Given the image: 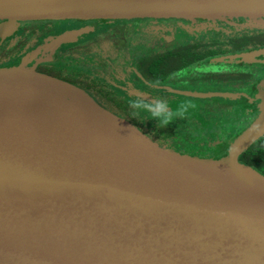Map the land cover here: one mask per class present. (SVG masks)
Here are the masks:
<instances>
[{
	"label": "water",
	"instance_id": "95a60500",
	"mask_svg": "<svg viewBox=\"0 0 264 264\" xmlns=\"http://www.w3.org/2000/svg\"><path fill=\"white\" fill-rule=\"evenodd\" d=\"M198 16L264 21V0H0V35L26 19ZM258 92L259 115L208 158L68 81L1 68L0 264H264V174L238 159L264 136Z\"/></svg>",
	"mask_w": 264,
	"mask_h": 264
},
{
	"label": "flooded vegetation",
	"instance_id": "af4514ba",
	"mask_svg": "<svg viewBox=\"0 0 264 264\" xmlns=\"http://www.w3.org/2000/svg\"><path fill=\"white\" fill-rule=\"evenodd\" d=\"M254 20L256 19L251 17L19 20L11 31L0 35V69H35L77 85L99 104L128 119L131 118L135 125H139L148 131L154 140L156 138L152 134H154L156 125L148 123L136 115L131 101L117 87L116 78L120 74L115 70H119L130 59L135 63L138 70L134 74L138 80L151 82L155 86L162 87V90H169L170 86L190 87L191 89L198 85H205L207 87H205L207 89L205 91L217 89L218 92H222L221 95L204 94L201 97V105H203L201 109L206 112L210 119L208 122H212V127L209 128L217 127L218 123L223 124V126L212 130L210 134L207 133L213 136L212 141L203 139L202 141L205 142L200 141V144L203 147V143L208 141L206 147H212L208 150H219L220 142L224 141V137L226 138L224 130L228 131L223 122L224 118L230 120L232 124L234 120H237L236 122L242 121L250 113L255 112L253 108L260 102L258 78L261 75L264 76V70L259 68L234 67V62L244 64V61H233L229 56L259 49L264 45L255 48L250 44L249 49L241 48L233 52H219L213 56L195 60L186 68L159 71V75H155L145 65L139 63L140 58L145 54L169 52L168 55L162 57V59L167 60L175 54V48L179 49L187 45L213 46V40H217L222 46L223 40L234 43L233 39H223V35L235 37L244 32H254L256 29L262 30L264 34V26L257 25ZM3 21L0 20V23ZM104 24H108L109 27L107 34L102 35L104 37L103 42L99 43V34L95 37L93 34L98 31L99 26ZM175 25L191 26L196 29L197 33L186 40L175 42L163 48L160 46L158 37L148 40L139 36H132V31L139 28L165 31ZM252 26L256 29H249ZM76 30L81 32L71 34L72 31ZM208 30L210 32L217 31V34L207 35ZM218 32L220 33L218 34ZM59 37L63 38L62 42H57ZM104 45H107L108 48L112 47L117 52V56L108 54L110 49L104 48ZM95 47H99V51L104 52L105 50V54L97 55ZM74 53L81 54L79 57L83 64L68 62L76 59L73 58ZM121 57L125 58L123 63H119L122 60ZM257 59L256 61H249L250 64H257L256 67H259L260 64L264 65V55L257 56ZM209 62L216 63V65L209 68L204 66ZM212 86L216 88H211ZM234 90L237 91L236 95L233 93ZM162 98L164 104L170 103L169 105L173 106L181 103H197L182 101L169 92L168 94L162 93ZM168 109L170 108L168 107ZM213 131L215 132L213 133ZM204 137L206 138V136ZM159 143L165 147L180 146L171 143L169 140L166 143Z\"/></svg>",
	"mask_w": 264,
	"mask_h": 264
},
{
	"label": "rangeland",
	"instance_id": "374dc122",
	"mask_svg": "<svg viewBox=\"0 0 264 264\" xmlns=\"http://www.w3.org/2000/svg\"><path fill=\"white\" fill-rule=\"evenodd\" d=\"M257 25H263L264 21H262L260 18H254ZM96 21V20H95ZM108 24H104L99 26L98 31L95 32L93 35L94 37L99 34V43L103 42L102 35L107 34ZM249 29L253 30L256 29L255 27H249ZM259 29H256V32H258ZM199 31V30H198ZM194 33H197L196 29H194L191 26L188 25H175L174 27L167 28V30H155V29H148V28H139L135 31H132V36H139L144 39H155V37H158V41L160 46L163 48L164 46L172 45L175 42H179L182 40H186L193 36ZM220 32H218L219 34ZM207 35L217 34V31L210 32L208 30L206 32ZM98 38V37H96ZM104 48L110 49L109 52H107L110 55H113L114 57L117 56V52L112 49V47L108 48L107 45H104ZM264 48V47H262ZM95 50L97 51L96 54H105V50L99 51V47H95ZM79 55L80 53H74L73 61L69 60L68 62H74L76 64H83L80 60ZM122 58V57H121ZM125 58H122L121 62L123 63ZM233 61H244V64L241 62H234V67L241 66L244 69H251V68H259L261 70H264V65L260 64L259 67H256L253 63L250 64L248 59L237 57V59H232ZM242 64V65H241ZM216 63L209 62L204 66H207V68L215 66ZM220 65V63H219ZM126 67V68H125ZM109 68V67H107ZM113 68V67H112ZM117 71L120 75L116 78V84L119 89V91L124 94L125 97H127L131 101V105L133 109L135 110L136 115L139 118H142L144 121L154 124V125H164L172 126L174 130H180L178 134H175V138L169 139L171 143L179 144L180 147H172L176 150L182 152V153H188L191 154V152H187L188 150H195L199 153H194L201 157H208V158H219L221 156H224L227 154L228 149L231 145V142L233 139L241 134L247 127L250 126V124L255 120V118L259 115L260 110L258 106L255 105L253 108V111L255 112L253 114L250 113L247 117H245L242 121L236 122L237 120H234V123H230V120H227L224 118L223 122L224 125L227 126L228 131L224 130L226 138L224 137V141L220 142V149L219 150H208L212 149L209 147H206V143H203V147L201 146V142L203 139H208L209 141L213 140V136H210L209 134L212 132V130H216L220 128V126L223 124L218 123V126L215 128H209L212 127V122H208L210 119L208 118L206 112L202 110L201 108L203 105H201L202 96L204 94H209L211 96L213 95H221L222 92H218L217 89L215 91H205V85H198L195 88L190 87H172L170 86L169 90H162V87L155 86L151 82H143L138 80V78L135 77V73L138 72L136 65L133 61L129 59V61L125 62L122 67ZM259 81L257 84H262L264 82V76L261 75L259 78ZM262 86V85H261ZM231 87V86H229ZM207 88V87H206ZM211 88H216L212 86ZM261 88V87H260ZM161 89V90H160ZM185 91L188 92H198L200 95H193L189 93H185ZM171 93L174 97L180 98L182 101H189V102H197L195 103H181L179 105L173 106L169 105L170 103L164 104L162 93ZM230 93V92H228ZM234 95H236L237 91L234 90ZM170 109H168V107ZM166 108V110H165ZM225 115V114H223ZM214 123V122H213ZM231 124V125H230ZM138 128H140L144 133H146L148 136H151L148 131H146L143 127L136 125ZM209 132V134H207ZM215 131H213L214 133ZM184 133L190 135V138H181V136H184ZM196 136L199 138L198 140H195ZM203 136H206V138H202ZM202 138V139H201ZM205 142V141H202ZM210 145V144H209ZM206 149V150H205Z\"/></svg>",
	"mask_w": 264,
	"mask_h": 264
},
{
	"label": "trees",
	"instance_id": "16d2710c",
	"mask_svg": "<svg viewBox=\"0 0 264 264\" xmlns=\"http://www.w3.org/2000/svg\"><path fill=\"white\" fill-rule=\"evenodd\" d=\"M222 38H228L230 40L233 39L234 43H232V41L223 40L222 46L217 40H213V46L206 45L199 47L197 45H187L179 49L175 48V54L172 55L170 59H162V57L168 55L169 52L162 54H145L140 58L139 63L145 65L147 69L155 73V75H159V71H169L175 68H186L195 60L198 61L203 57L213 56L219 52H233L241 48L249 49L250 44H252V46L255 48L264 45V34L262 30L258 32H244L243 34L236 35L235 37L223 35ZM129 120L133 122L131 118H129ZM179 132L180 130L175 131L172 126L165 127L161 124L156 125L154 134L152 135L159 142L166 143L169 139L172 140V138H175V134H178ZM189 136L190 135L184 133V136H181V138H190ZM198 139L199 138L196 136L195 140ZM176 147L179 148L180 146ZM187 152H191V154L199 153L195 150H188ZM238 159L239 161L248 164L249 166L264 174V136L253 141L245 150L241 152Z\"/></svg>",
	"mask_w": 264,
	"mask_h": 264
},
{
	"label": "bare ground",
	"instance_id": "6f19581e",
	"mask_svg": "<svg viewBox=\"0 0 264 264\" xmlns=\"http://www.w3.org/2000/svg\"><path fill=\"white\" fill-rule=\"evenodd\" d=\"M176 18H181V17H176ZM197 18H199V19H201V18H203V19H205L206 17H197ZM12 48V47H11ZM56 62V61H55ZM51 75V74H50ZM34 80H36L35 78H34ZM222 171H223V173L226 175V177H228V178H231V177H233L231 174H229L225 169H222Z\"/></svg>",
	"mask_w": 264,
	"mask_h": 264
}]
</instances>
